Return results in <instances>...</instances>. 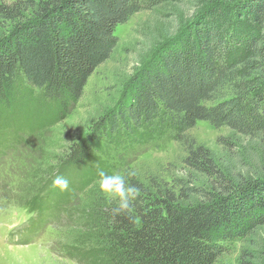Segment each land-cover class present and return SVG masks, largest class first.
I'll use <instances>...</instances> for the list:
<instances>
[{"label": "trees", "instance_id": "1", "mask_svg": "<svg viewBox=\"0 0 264 264\" xmlns=\"http://www.w3.org/2000/svg\"><path fill=\"white\" fill-rule=\"evenodd\" d=\"M165 1L182 0L0 4L8 25L0 34V144L64 121L116 48L115 29ZM199 4L191 25L132 79L123 106L54 157L40 181L42 196L31 204L40 214L50 201L83 196L67 248L79 264H225L227 248L264 228V178L231 174L189 134L197 122L227 129L219 144L231 162L245 145L264 149V0ZM168 133L184 153L180 176H127L128 163L122 174L139 196L132 216L114 215L117 202L98 187L99 172L109 171L96 153ZM56 176L68 179V190L53 185ZM249 257L240 252L237 264H256Z\"/></svg>", "mask_w": 264, "mask_h": 264}, {"label": "rangeland", "instance_id": "2", "mask_svg": "<svg viewBox=\"0 0 264 264\" xmlns=\"http://www.w3.org/2000/svg\"><path fill=\"white\" fill-rule=\"evenodd\" d=\"M13 1L0 0V4L7 5ZM199 3L200 0L165 1L133 15L115 29L116 48L90 76L80 101L64 121L34 132L25 129L17 133L16 140L1 142L0 218L8 215L14 227L27 224L26 215L20 212L21 205L40 186H44L40 181L45 178L46 169L54 157L61 156V152L71 144L80 142L92 128L95 130L99 120L123 106L132 79L143 72L161 48L168 42L176 41L174 39L179 33L191 25ZM7 27L0 21V34L5 33ZM189 134L197 145L219 157L231 174L264 178V149L245 145L240 152H236L238 157L231 162L225 159V152L219 144V139L230 135L227 129H214L207 123L197 122ZM103 152L105 154L97 152L96 155L98 158L113 157L104 159L111 164L113 172L124 166L119 163L123 161L119 157L127 155L132 160L129 161V168L126 167L141 178L145 173L152 172L165 174L171 181L182 172L179 163L184 153L171 133L141 145L131 146L125 142L108 144ZM108 163L107 169L110 166ZM124 169L117 172L122 173ZM76 197L77 200L65 209L73 213L70 221L58 219L51 222L48 230L38 237L42 243L40 246L33 232L15 236L11 239L12 245L8 242L11 238L9 233H0V264H79L69 254L62 253L72 245L71 234L77 229L75 211L80 210L78 206L83 196L79 194ZM227 250L228 254L222 259L225 264H237L240 252L249 253V258L256 264H264V228Z\"/></svg>", "mask_w": 264, "mask_h": 264}, {"label": "clouds", "instance_id": "3", "mask_svg": "<svg viewBox=\"0 0 264 264\" xmlns=\"http://www.w3.org/2000/svg\"><path fill=\"white\" fill-rule=\"evenodd\" d=\"M134 174V172H128L126 175L131 176ZM126 175L120 172L112 174L99 172L97 181L99 190L109 201L115 200L117 202L116 207L113 208L114 215L126 213L132 216L134 213V202L137 200L140 190L135 185L128 183ZM53 185L61 191H65L69 188V181L63 176H56Z\"/></svg>", "mask_w": 264, "mask_h": 264}]
</instances>
